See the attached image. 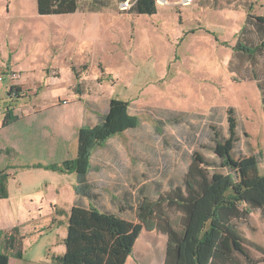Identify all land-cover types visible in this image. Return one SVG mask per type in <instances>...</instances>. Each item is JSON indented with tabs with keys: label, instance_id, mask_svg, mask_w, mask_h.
I'll return each mask as SVG.
<instances>
[{
	"label": "rangeland",
	"instance_id": "obj_1",
	"mask_svg": "<svg viewBox=\"0 0 264 264\" xmlns=\"http://www.w3.org/2000/svg\"><path fill=\"white\" fill-rule=\"evenodd\" d=\"M157 3L158 12L152 16L120 11L129 7L126 2L99 12L81 9L72 16L76 37L70 43L51 36L25 42L43 60L44 77L35 88L25 86L26 93L37 96L44 91L46 103H52L55 94L60 101L68 100V107L82 99L97 114L107 112L112 98L123 99L140 117L137 128L94 147L83 195H95L103 208H122L124 217L134 221L142 199L159 201L175 187H183L195 152L210 164V172L226 170L214 147L216 138L229 137L230 108L237 121L234 156L257 155L264 174V51L250 56L233 49L238 39L253 45L262 39L251 25L242 27L249 14L264 15V0ZM61 61L71 72L61 71L57 65ZM2 105L0 100V112ZM62 164L38 165L23 171L32 172L27 177L18 175L9 182L32 188L43 183L50 193V187L61 182L59 175L69 173L57 169ZM164 211L180 230L182 212L167 205ZM234 221L250 255L264 264V210ZM166 238L160 231L144 229L129 264H163ZM146 244L153 248L145 251Z\"/></svg>",
	"mask_w": 264,
	"mask_h": 264
},
{
	"label": "trees",
	"instance_id": "obj_2",
	"mask_svg": "<svg viewBox=\"0 0 264 264\" xmlns=\"http://www.w3.org/2000/svg\"><path fill=\"white\" fill-rule=\"evenodd\" d=\"M125 2L129 7L120 10L122 12L137 15L158 12L157 0H115L114 4L110 0H88L85 4L80 0H37V8L40 15H66L81 9L99 12L113 5L118 8ZM249 25L261 32L262 39L254 45L238 39L233 49L256 56L264 51V15L249 14L242 30ZM19 92L17 86L9 91L18 95ZM129 106L127 100L112 98L99 124L79 128L76 158L57 167L63 172L76 173L78 194H87V175L94 147L140 125V117L132 114ZM228 122L229 137L216 138L214 147L225 171L210 172V164L195 152L183 187H175L166 196H160L159 201L142 199L136 208V221L102 211L94 205L89 208L73 206L68 218L66 252L53 255L51 264H125L144 229H157L167 235L163 264H258L247 250L234 220L247 218L256 209L264 210V174L257 155L236 158L233 154L237 121L232 108L228 109ZM8 177L7 173L0 172V198L8 195ZM164 205L182 212L180 230L173 227ZM0 237L6 240L9 251L14 249L17 257L22 256V241L14 231L0 232ZM9 251L0 250V264H9Z\"/></svg>",
	"mask_w": 264,
	"mask_h": 264
},
{
	"label": "crops",
	"instance_id": "obj_3",
	"mask_svg": "<svg viewBox=\"0 0 264 264\" xmlns=\"http://www.w3.org/2000/svg\"><path fill=\"white\" fill-rule=\"evenodd\" d=\"M36 8L37 0H0V100L3 104L0 112V172L9 175L8 195L0 198V232L14 231L22 241V256L17 257L15 250L9 251L6 240L0 237V250L10 252L9 264H51L53 255L64 254L69 213L75 205L86 208L94 205L124 217L122 208L106 209L98 204L95 195L88 198L78 194L74 172L61 173V182L50 187V193H46L43 183L32 188L9 182L15 181L18 175L27 177L32 172L23 171H33L38 165L44 167L76 158L79 128L96 125L108 112L97 114L82 99L68 107L69 101H60L55 94L52 103H46L43 102L44 91L37 96L32 91L25 92V86L31 84L35 88L38 79L44 78L40 73L43 60L35 55V49L26 46V40L51 36L70 43L76 37L71 21L77 12L50 17L40 15ZM14 15L20 17L14 18ZM57 65L61 71L68 69L71 72L65 61ZM12 72L22 77L12 78ZM5 79L8 82L3 84ZM12 86L20 88L19 95L9 93ZM62 104V110H51ZM152 231L159 230L149 232ZM160 246L158 243L155 250ZM150 248L153 245L144 247L145 251ZM133 254L134 251L125 264L130 263Z\"/></svg>",
	"mask_w": 264,
	"mask_h": 264
},
{
	"label": "built area",
	"instance_id": "obj_4",
	"mask_svg": "<svg viewBox=\"0 0 264 264\" xmlns=\"http://www.w3.org/2000/svg\"><path fill=\"white\" fill-rule=\"evenodd\" d=\"M160 0H158V2H159ZM192 0H183V2L186 4V3H189V2H191ZM12 78H19L20 77V75L18 74V73H15V72H12ZM0 80H2V77H0ZM64 103H67V101H64Z\"/></svg>",
	"mask_w": 264,
	"mask_h": 264
},
{
	"label": "water",
	"instance_id": "obj_5",
	"mask_svg": "<svg viewBox=\"0 0 264 264\" xmlns=\"http://www.w3.org/2000/svg\"><path fill=\"white\" fill-rule=\"evenodd\" d=\"M127 5H129V3H128V2H126L125 6H127Z\"/></svg>",
	"mask_w": 264,
	"mask_h": 264
}]
</instances>
